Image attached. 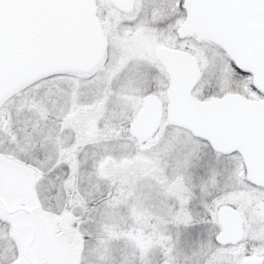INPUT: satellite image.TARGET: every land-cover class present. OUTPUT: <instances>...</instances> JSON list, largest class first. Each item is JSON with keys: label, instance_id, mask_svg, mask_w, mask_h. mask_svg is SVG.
<instances>
[{"label": "snow or ice", "instance_id": "snow-or-ice-1", "mask_svg": "<svg viewBox=\"0 0 264 264\" xmlns=\"http://www.w3.org/2000/svg\"><path fill=\"white\" fill-rule=\"evenodd\" d=\"M0 264H264V0H0Z\"/></svg>", "mask_w": 264, "mask_h": 264}]
</instances>
